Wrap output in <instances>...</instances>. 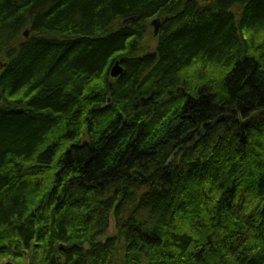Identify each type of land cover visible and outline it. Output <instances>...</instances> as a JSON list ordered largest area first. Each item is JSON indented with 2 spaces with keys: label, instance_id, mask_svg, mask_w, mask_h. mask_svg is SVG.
Segmentation results:
<instances>
[{
  "label": "trees",
  "instance_id": "1",
  "mask_svg": "<svg viewBox=\"0 0 264 264\" xmlns=\"http://www.w3.org/2000/svg\"><path fill=\"white\" fill-rule=\"evenodd\" d=\"M0 264H264V0H0Z\"/></svg>",
  "mask_w": 264,
  "mask_h": 264
},
{
  "label": "water",
  "instance_id": "2",
  "mask_svg": "<svg viewBox=\"0 0 264 264\" xmlns=\"http://www.w3.org/2000/svg\"><path fill=\"white\" fill-rule=\"evenodd\" d=\"M153 26H155V32L154 35L157 37L160 31V20H156L155 22L152 23ZM25 36H28V32H26ZM124 69L120 65L119 62H116L115 65L111 69V77L112 78H117L123 73ZM201 136V133L199 134Z\"/></svg>",
  "mask_w": 264,
  "mask_h": 264
},
{
  "label": "rangeland",
  "instance_id": "3",
  "mask_svg": "<svg viewBox=\"0 0 264 264\" xmlns=\"http://www.w3.org/2000/svg\"><path fill=\"white\" fill-rule=\"evenodd\" d=\"M200 1H205V0H200ZM156 20H158V19H153L151 21V24H150L149 30H148V38H147V40L149 41V44H150L151 47L155 43V40H156V36L154 35L155 26L152 25V23L155 22Z\"/></svg>",
  "mask_w": 264,
  "mask_h": 264
}]
</instances>
